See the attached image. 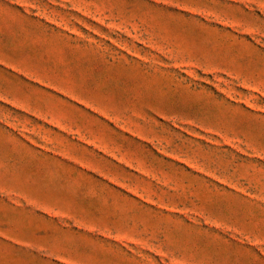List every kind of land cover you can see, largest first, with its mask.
Masks as SVG:
<instances>
[{
    "label": "rangeland",
    "instance_id": "obj_1",
    "mask_svg": "<svg viewBox=\"0 0 264 264\" xmlns=\"http://www.w3.org/2000/svg\"><path fill=\"white\" fill-rule=\"evenodd\" d=\"M0 264H264V0H0Z\"/></svg>",
    "mask_w": 264,
    "mask_h": 264
}]
</instances>
